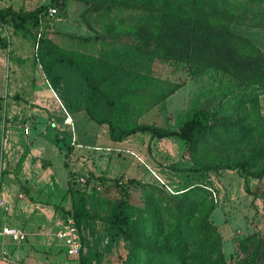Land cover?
<instances>
[{"label": "rangeland", "instance_id": "rangeland-1", "mask_svg": "<svg viewBox=\"0 0 264 264\" xmlns=\"http://www.w3.org/2000/svg\"><path fill=\"white\" fill-rule=\"evenodd\" d=\"M67 2L64 6L61 0H0V8L11 6L15 10L56 5L60 18L54 21L42 13L36 24L29 23L24 31L15 30L10 21L0 24L1 123L5 116L4 121L24 135L21 125L38 124L39 119L44 120L45 124L51 119V115L55 121L60 122L61 112L49 111L56 103L53 92L61 100L62 111L70 113L64 95L69 87H74V91L80 88L83 83L81 74L56 65L63 80L60 85L54 86L45 76L37 59L38 39L41 37L51 39L71 52L82 66L87 65L91 79L104 77V88L110 95L125 92L128 104L120 107L121 116L132 121L177 129L186 120L188 113L202 108L208 109L217 120H235L238 112H244L243 107H239L240 102L245 100V108L250 111L254 97H257L259 113L264 118V88L251 83L245 84L216 67L192 75L188 62L169 56V46H155V38L151 37L153 32L168 28L163 15L168 12L167 0H89L95 7L81 17L77 11L78 3L75 0ZM250 30L253 31L254 41L264 51V29L253 27ZM135 72L146 74L149 79L147 83H142ZM171 85L177 86L166 96V89ZM9 104L13 106L11 115L7 116ZM48 106L50 109L46 108ZM79 114L82 115L78 118L77 115H72V127L59 131V137H64L69 149L62 151L53 144L57 150L47 151L46 155L51 157V161L46 160L43 167L48 169L53 165V170L40 184V188L46 190L42 196L58 203L56 214L66 215L62 209L69 208L71 203L70 197H67L70 187L85 188L91 200L90 205H94L99 216L104 214V222L98 218L95 223L97 235L92 234L91 227L85 230L84 238H80L81 248L76 258L86 253L90 246L93 247L94 237L102 239L100 245L106 247L107 210L119 197L114 179L127 177L121 174L120 169L134 171L138 168L139 171L144 167L142 163H133L129 155L122 153L118 155V161L112 162L113 157L117 156L114 153L112 156L106 149V142L109 141L107 125L90 121L84 111ZM41 125L37 127L38 130ZM208 138L198 146L195 154L187 149L181 139L174 136L157 139L156 147L153 146L156 158L151 156L152 148L148 146L146 153L156 163L157 173L161 168L166 173L160 180H164V187L170 184V194L178 197L189 184H203L198 178L191 181L190 176L197 175L191 171L194 162L210 163L226 156L227 152L216 150L214 141H209ZM254 138L258 143L264 140V125L255 133ZM235 155L239 154L232 152V156ZM167 174L176 176L173 179L182 183L179 188L173 187L176 183L168 181L170 177ZM129 175L136 174L130 172ZM159 178L158 176L157 179ZM217 180L221 183L220 179ZM143 181L157 183L154 179ZM40 188L35 189L39 195L42 193ZM174 190L177 192H173ZM210 193L214 200L213 191L210 190ZM248 193L252 200L243 204L247 212H244L243 205L239 207L235 203L229 215L223 218L230 222L231 238L237 239L235 251L231 253H226L222 240L225 264H243L245 257H249L248 264H264V216L259 213L255 203L256 193ZM38 194H32L31 198H38ZM144 198L145 192L141 188L134 187L130 190L129 201L132 204L142 207ZM218 218H215V223L220 227ZM218 231L220 232L219 229ZM249 235L252 239L247 243V255L240 256L239 242ZM126 251L125 243L121 242L106 255L101 264H120Z\"/></svg>", "mask_w": 264, "mask_h": 264}, {"label": "trees", "instance_id": "trees-1", "mask_svg": "<svg viewBox=\"0 0 264 264\" xmlns=\"http://www.w3.org/2000/svg\"><path fill=\"white\" fill-rule=\"evenodd\" d=\"M75 1L80 17L95 7L89 0ZM61 4L66 6L68 2L61 0ZM48 6L50 4L33 10L2 7L0 24L10 21L15 30L24 31L29 23L36 24L38 16L44 14ZM166 6L168 12L163 15L168 28L149 33L155 38V46H169V56L188 62L192 75L216 67L245 84L264 88V51L254 41L250 30L253 27L264 29V0H167ZM37 46V59L54 86L63 80L56 65L81 74L80 88L74 91V87H69L64 95L66 107L72 115L84 111L90 121L106 124L111 140L120 141L137 133L157 139L174 136L195 154L209 137L217 146L216 150L227 154L210 163L194 162L191 171L197 175L192 176L191 181L202 180L211 171L217 173L223 169H236L245 178L264 177V140L258 143L254 138L264 125L257 97L251 100L250 111L245 108V100L240 102L239 107L242 106L244 112H238L235 120H217L208 109L202 108L188 113L177 129L139 123L121 116L120 107L128 104L125 92L110 95L104 88V77L91 79L87 65L82 66L71 52L51 39L41 37ZM135 74L142 83L149 80L146 74ZM176 86L166 89L165 95ZM43 136L59 150L69 149L68 142L65 144L64 137L60 138L59 131L52 126L47 127ZM232 152L239 155L232 156ZM114 180L119 197L107 210L106 247H101L102 239L94 237L93 247L77 257L78 264H101L121 242L125 243L127 251L120 264H225L221 249L223 239L211 219L216 204L203 184H189L177 197L155 182L123 176ZM134 187L145 192L142 207L129 201ZM68 191L71 203L62 210L73 217L80 238H84L88 227L97 235L95 223L98 218L104 222V214L99 216L94 205H90L85 188L70 187ZM251 239L249 235L239 242L240 256L247 255V243ZM86 244L89 245L87 241ZM248 258L245 257L243 264H248Z\"/></svg>", "mask_w": 264, "mask_h": 264}, {"label": "crops", "instance_id": "crops-1", "mask_svg": "<svg viewBox=\"0 0 264 264\" xmlns=\"http://www.w3.org/2000/svg\"><path fill=\"white\" fill-rule=\"evenodd\" d=\"M58 20H60L59 16ZM12 106L9 104L7 107V116L11 115ZM74 115L78 118L82 114L78 112ZM4 119L5 116H3V122H0V199L4 200V204L0 205V230L8 225L18 227L25 232V239L20 241L0 231V264H78L77 258L68 254L67 249L54 237L56 227L53 228L52 220L58 212L56 208L58 203L51 202L47 196H42L46 190L43 191L40 188V184L53 170V165L48 169L43 167L44 162L51 159L46 153L50 149V151L56 149L43 134H38L40 132L37 127L44 125V120L39 119L38 124L31 123L33 134L24 136ZM33 127L36 129L34 130ZM108 139L106 149L112 153V156L114 154L117 156V158L113 157L112 162L118 161L120 157L118 155L122 153L129 155L133 163L144 165L139 171L138 168L134 171L122 168L120 169L122 175L142 178V181L154 179L158 185L163 186L162 181L164 180L160 179L166 173L161 168L158 174L157 165L151 159V156L157 157L153 149V146L156 147L158 143L157 138H150L146 133H137L120 141H113L109 137ZM148 146L152 148L151 156L146 153ZM124 151L127 154H124ZM130 172L136 175L130 176ZM167 175L170 177L168 181L176 183L173 187L179 188L182 183H177L173 179L176 176ZM158 176L159 179H157ZM214 176L215 179L212 182L206 183V177L201 181L203 184L209 183L211 188L216 190L214 192L216 206L212 211L211 219L217 225L215 218L219 217L217 221L221 223V228L218 225L217 227L223 236V248L226 249V253H231L235 251L237 239L231 238L230 222H226L223 218L229 215L235 203L241 207L252 200L248 190L256 193L255 203L259 213L264 216V177L245 178L236 169L220 170L214 173ZM216 178L220 179L221 183ZM36 188L42 190L40 195L35 190ZM164 188L170 191L166 186ZM34 193H37L39 197L31 198ZM243 207L244 212H247L246 206L243 205Z\"/></svg>", "mask_w": 264, "mask_h": 264}, {"label": "built area", "instance_id": "built-area-1", "mask_svg": "<svg viewBox=\"0 0 264 264\" xmlns=\"http://www.w3.org/2000/svg\"><path fill=\"white\" fill-rule=\"evenodd\" d=\"M45 16H47L48 18H50L51 20L57 21L58 20V15H59V11L56 5H50L47 8V11L44 13ZM53 97H55L56 99V103L54 105V107L49 110V111H56L58 110V112H61V121L57 122L55 121V118L51 115L50 116V120H47V122L44 124V126L42 125L41 128H39V132L41 134H45L47 131V127L48 126H52L55 130L57 131H62L65 128H70L73 125V116L71 113H69L68 111H62L63 110V105L61 103V100L59 99V97L53 92ZM47 109H50L49 106L46 107ZM22 129V133L24 135H30L32 132V124L28 123L25 125H21L20 126ZM215 179L214 174L210 173L208 174V176L206 177V183L207 182H212ZM81 181H84L83 178H81ZM206 188L210 189L213 191V195H214V200H215V194L214 192L216 190L212 189L210 184H203ZM167 188H169V186H166ZM170 191H172L169 188ZM4 204V200L0 199V205ZM53 222V228L56 227V229L54 230V237L67 249L68 254H70L71 256L76 257V255H78V253L80 252V248H81V239H80V234H79V229L75 224V221L73 219L72 216L66 214V215H59L56 214L54 219L52 220ZM1 233L5 234V235H10L13 238L17 239V240H23L25 239V232L23 230H21L18 227L15 226H3L1 228Z\"/></svg>", "mask_w": 264, "mask_h": 264}]
</instances>
